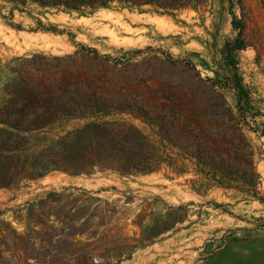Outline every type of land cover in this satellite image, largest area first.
Masks as SVG:
<instances>
[{
  "label": "rangeland",
  "instance_id": "obj_1",
  "mask_svg": "<svg viewBox=\"0 0 264 264\" xmlns=\"http://www.w3.org/2000/svg\"><path fill=\"white\" fill-rule=\"evenodd\" d=\"M185 1L169 14L0 0V118L23 120L25 81L50 106L74 94L108 111L49 137L125 123L166 160L144 175L53 172L1 188L0 264H264V136L250 129L264 130V0ZM235 20L242 103L226 85ZM251 163L253 189L240 178L257 179Z\"/></svg>",
  "mask_w": 264,
  "mask_h": 264
},
{
  "label": "trees",
  "instance_id": "obj_2",
  "mask_svg": "<svg viewBox=\"0 0 264 264\" xmlns=\"http://www.w3.org/2000/svg\"><path fill=\"white\" fill-rule=\"evenodd\" d=\"M25 6L28 1L41 7H64L66 10L107 7L115 0H8ZM132 7L153 5L157 10L173 14L189 6L185 0H117ZM199 4V0H195ZM241 6L242 3L239 1ZM239 25V27H238ZM238 36L226 43L224 54L230 66L227 86L235 92L239 102L247 100L250 91L243 85V79L235 62V53L244 47L243 24L235 20ZM47 100L33 96L23 81V120L0 118V189L16 187L25 178L40 179L53 172L73 176L91 175L95 171H112L123 177L149 174L161 169L166 162L159 149L134 125L95 121L81 127L62 131L61 136L51 138L64 121L84 119L108 111L92 107L71 94L70 99L56 100L50 106ZM5 114V113H3ZM249 126V125H247ZM264 136V130L252 129ZM163 132V126L161 127ZM23 145H13L15 139ZM197 159L200 160L197 154ZM170 164V163H169ZM255 178L240 177L244 185L253 189L259 175L253 163L246 165ZM178 173L182 172L177 170Z\"/></svg>",
  "mask_w": 264,
  "mask_h": 264
},
{
  "label": "bare ground",
  "instance_id": "obj_3",
  "mask_svg": "<svg viewBox=\"0 0 264 264\" xmlns=\"http://www.w3.org/2000/svg\"><path fill=\"white\" fill-rule=\"evenodd\" d=\"M46 180H52V179H50V178L47 177L44 181H46Z\"/></svg>",
  "mask_w": 264,
  "mask_h": 264
},
{
  "label": "crops",
  "instance_id": "obj_4",
  "mask_svg": "<svg viewBox=\"0 0 264 264\" xmlns=\"http://www.w3.org/2000/svg\"><path fill=\"white\" fill-rule=\"evenodd\" d=\"M46 178H47V177H46ZM46 178H45V179H46ZM48 178H49V177H48Z\"/></svg>",
  "mask_w": 264,
  "mask_h": 264
}]
</instances>
